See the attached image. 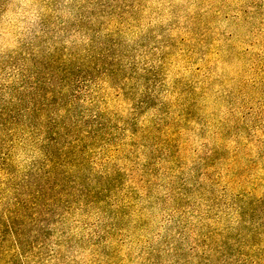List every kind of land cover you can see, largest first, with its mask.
Here are the masks:
<instances>
[{
    "label": "rangeland",
    "instance_id": "rangeland-1",
    "mask_svg": "<svg viewBox=\"0 0 264 264\" xmlns=\"http://www.w3.org/2000/svg\"><path fill=\"white\" fill-rule=\"evenodd\" d=\"M0 264H264V0H0Z\"/></svg>",
    "mask_w": 264,
    "mask_h": 264
}]
</instances>
